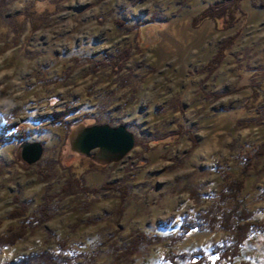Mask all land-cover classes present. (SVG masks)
<instances>
[{
	"label": "rangeland",
	"instance_id": "374dc122",
	"mask_svg": "<svg viewBox=\"0 0 264 264\" xmlns=\"http://www.w3.org/2000/svg\"><path fill=\"white\" fill-rule=\"evenodd\" d=\"M31 1L0 0V235L27 225L0 247V264L58 251L60 240L76 264H118L115 245L136 229L162 241L141 245L135 264H170L172 238L174 254L211 253L231 233L204 225L185 235L182 224L219 205L227 179L244 181L238 199L264 221V155L243 169L264 140V115L248 101L264 79V0H240L235 21L221 7L201 17L226 0H38L27 9ZM121 50L127 60L113 63ZM88 57L108 62L75 59ZM65 109L72 128L127 126L135 148L91 165L52 120ZM23 141L43 144L39 162L23 161ZM70 165L90 191L122 190L86 195ZM244 260L264 264V231L250 234L235 264Z\"/></svg>",
	"mask_w": 264,
	"mask_h": 264
},
{
	"label": "trees",
	"instance_id": "16d2710c",
	"mask_svg": "<svg viewBox=\"0 0 264 264\" xmlns=\"http://www.w3.org/2000/svg\"><path fill=\"white\" fill-rule=\"evenodd\" d=\"M240 0H226L224 2H219L217 4H213L209 11H205L202 14V18H208L211 17V12L215 8H220L225 13V21H228V17L230 20L235 21L234 14L237 11L238 3ZM36 3H38V0H32L28 5L27 9L35 8ZM234 6V9H230ZM230 21V22H231ZM229 22V24H230ZM122 23V22H121ZM235 22H231L230 25L234 24ZM124 24V23H122ZM224 48H221L220 51L217 53V55L214 57V59L211 61V64L218 65L220 63V59L223 56L222 51ZM128 50H121L118 52L115 57L112 59V62L114 63L117 60H121L122 63H125L127 60L123 57V53H127ZM76 60L80 62H94L91 57H88L87 59L82 60L81 58H75ZM108 61H95L94 65L95 67H102L105 65ZM249 106L255 107L259 113H262L264 115V79L261 81L260 84H256L252 89V94L250 96ZM74 110H64L59 113H54L52 115V120L56 124L63 123L67 126V129H69V134L72 130L71 125H69L66 121L67 117H69ZM97 121V120H96ZM100 124V123H99ZM96 123V125H99ZM71 128V129H70ZM68 135V134H67ZM23 138L25 139L24 135ZM68 140V139H67ZM2 142L0 146H2ZM262 155H264V140L263 142L257 147L255 152L252 155H248V157L245 159L246 166L244 171L246 172V168H248L249 164L259 159ZM83 159V157H81ZM90 160L91 165H94V161L91 160L90 157H84L83 160ZM72 166L68 167V169H71ZM72 170V169H71ZM73 174H76L74 176ZM83 176H78L77 172L72 170V181L74 182L77 187L80 188V190L84 191L86 195H94L96 191H112V192H119L121 187H118L117 185H113L111 187L109 186H102L98 190L90 191L88 188H85L83 186ZM244 188V181L239 179H234L233 181H229L227 179V184L225 188L223 189L220 200L221 202L219 205L215 207L209 208L205 213L197 216V220H185L182 224V229L186 232L185 235L191 234L192 230H200L203 228L204 225H207L208 228L211 230H215L219 228L224 229L227 232L231 233V238L225 240L222 244L218 245L211 253H206L205 251L201 252H194L190 255L187 253H179L174 254L171 250L172 245L176 242V238L171 239V243L169 244V251L166 254V261H169L170 264H179L181 261L183 262H189L190 264H235V260L242 258V250L245 246L246 240L249 238L250 234L252 232H259L264 231V221L262 219H253V212L249 209L243 207L238 199L240 196V192ZM229 200H234V206L231 211L226 210L223 207L224 202H228ZM25 211L21 209H17L13 215L15 216H24ZM27 225L23 224L19 229H15L10 234H1L0 235V247L13 245L16 243L19 238H23L26 234V228ZM162 241L161 237L159 236H151L147 233H143L141 230H133L128 234L126 239L122 241L120 244H116L115 249L117 252V256L115 259H117L118 264H135V261L133 260V257L135 254L139 252V249L141 245H150L154 243H160ZM59 250L54 252H41L39 255H30L26 257L23 261L20 263H12V264H76L77 258H75L74 255H70L68 253V240L59 241ZM240 264H250L249 261L244 260L241 261Z\"/></svg>",
	"mask_w": 264,
	"mask_h": 264
},
{
	"label": "water",
	"instance_id": "95a60500",
	"mask_svg": "<svg viewBox=\"0 0 264 264\" xmlns=\"http://www.w3.org/2000/svg\"><path fill=\"white\" fill-rule=\"evenodd\" d=\"M134 136L125 125H77L69 134L68 148L78 156L90 157L95 163L111 165L122 161L135 148ZM18 146L23 161L28 165L39 162L44 154L43 144L38 141H23ZM95 151L97 152L94 153Z\"/></svg>",
	"mask_w": 264,
	"mask_h": 264
}]
</instances>
